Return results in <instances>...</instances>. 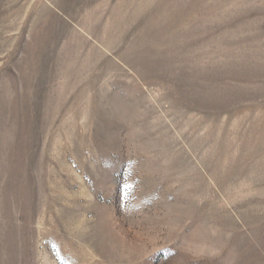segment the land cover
Instances as JSON below:
<instances>
[{
	"label": "rangeland",
	"instance_id": "rangeland-1",
	"mask_svg": "<svg viewBox=\"0 0 264 264\" xmlns=\"http://www.w3.org/2000/svg\"><path fill=\"white\" fill-rule=\"evenodd\" d=\"M0 264H264V0H0Z\"/></svg>",
	"mask_w": 264,
	"mask_h": 264
}]
</instances>
